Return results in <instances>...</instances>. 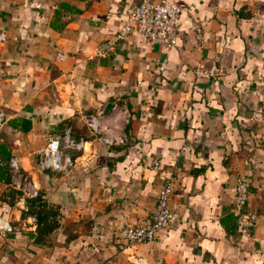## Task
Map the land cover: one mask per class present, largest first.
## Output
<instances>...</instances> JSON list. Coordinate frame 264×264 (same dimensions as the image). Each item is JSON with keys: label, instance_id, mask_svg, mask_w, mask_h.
<instances>
[{"label": "crops", "instance_id": "crops-1", "mask_svg": "<svg viewBox=\"0 0 264 264\" xmlns=\"http://www.w3.org/2000/svg\"><path fill=\"white\" fill-rule=\"evenodd\" d=\"M163 1L184 7L175 45L135 31L96 54L138 0H0V215L14 225L0 264H264V0ZM124 108L123 141L91 131L89 116L106 131ZM66 132L64 169H40L37 149ZM169 173L177 218L121 248ZM241 176L257 213L245 233ZM30 181L57 209L48 234L17 186Z\"/></svg>", "mask_w": 264, "mask_h": 264}, {"label": "built area", "instance_id": "built-area-1", "mask_svg": "<svg viewBox=\"0 0 264 264\" xmlns=\"http://www.w3.org/2000/svg\"><path fill=\"white\" fill-rule=\"evenodd\" d=\"M183 6L176 2H168L163 0H138L134 8L127 14L124 23L114 32L111 38L102 42L96 51V54H104L114 49L117 41L124 38L132 32H139L151 41L164 44L166 46H173L177 41V34L179 29L180 14ZM197 35H199L200 28L196 27ZM117 104H114L112 109H116ZM130 112L124 108L122 110L121 118H114V124L105 125L106 131L103 130L101 117L94 115L89 116L88 124L91 131L95 134L101 135V138L106 143H115L123 141L122 132L112 134L118 128V122L126 124L129 122ZM2 118L0 115V124ZM68 132L62 136H50L46 144L37 149L39 155L38 164L40 169L62 170L68 157L64 156L61 151L62 143H71ZM80 143H77L79 145ZM157 165V162H155ZM11 167L19 171L20 164L16 157L10 159ZM32 182V183H31ZM175 178L172 173H169L163 180L161 186L156 191L155 208L148 213L140 222L136 224H128L122 229L123 241L120 246L128 247L142 242H149L163 230H165L170 223L176 218L177 214L170 204V197L173 191ZM18 187L25 190V195L33 197L38 193V187L33 181L29 184L17 183ZM251 183L250 180L244 176L238 178L234 186V208L238 211V221L241 232L245 233L247 230L255 225L257 213L251 210H243L247 203L250 194ZM14 225L12 221L0 215V233L6 234L13 231Z\"/></svg>", "mask_w": 264, "mask_h": 264}, {"label": "rangeland", "instance_id": "rangeland-1", "mask_svg": "<svg viewBox=\"0 0 264 264\" xmlns=\"http://www.w3.org/2000/svg\"><path fill=\"white\" fill-rule=\"evenodd\" d=\"M85 132L87 131L85 130ZM62 144H65V143H62ZM19 183L20 184L25 183L26 185V184H29L30 182H19ZM29 199L30 200L28 201V210L30 212H33L31 214L32 222L36 223V226L39 227V230H41V233L45 232L48 234V231H50V229L55 227V225H57L58 223L55 217H49V215L53 214V211L55 210L57 211V209L53 205L48 204L47 202L43 201V198L40 196L39 192L35 196L29 197ZM41 233L39 234L40 237L43 236Z\"/></svg>", "mask_w": 264, "mask_h": 264}, {"label": "trees", "instance_id": "trees-1", "mask_svg": "<svg viewBox=\"0 0 264 264\" xmlns=\"http://www.w3.org/2000/svg\"><path fill=\"white\" fill-rule=\"evenodd\" d=\"M9 121V124L13 125V126H17V123H16V120L15 118H12ZM30 126V124H24L23 125V129L22 130H26L28 129ZM1 145V150H0V154L3 155V156H7L8 155V151H7V148L4 144H0ZM6 176V171L5 169L0 165V178L2 177H5ZM43 218V217H42ZM39 228V227H38Z\"/></svg>", "mask_w": 264, "mask_h": 264}]
</instances>
